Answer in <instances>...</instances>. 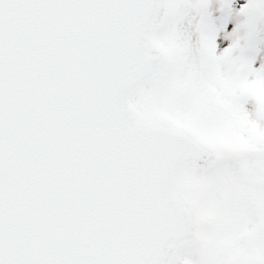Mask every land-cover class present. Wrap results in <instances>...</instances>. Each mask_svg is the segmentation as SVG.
I'll return each instance as SVG.
<instances>
[{
	"label": "snow or ice",
	"instance_id": "snow-or-ice-1",
	"mask_svg": "<svg viewBox=\"0 0 264 264\" xmlns=\"http://www.w3.org/2000/svg\"><path fill=\"white\" fill-rule=\"evenodd\" d=\"M0 264H264V0H0Z\"/></svg>",
	"mask_w": 264,
	"mask_h": 264
}]
</instances>
